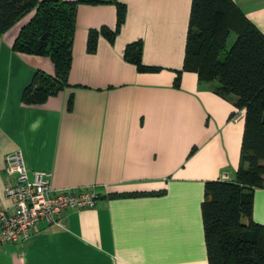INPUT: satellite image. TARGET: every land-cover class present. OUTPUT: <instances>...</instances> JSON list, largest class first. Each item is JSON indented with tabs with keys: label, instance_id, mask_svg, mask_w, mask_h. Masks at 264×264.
<instances>
[{
	"label": "crops",
	"instance_id": "0c3cea01",
	"mask_svg": "<svg viewBox=\"0 0 264 264\" xmlns=\"http://www.w3.org/2000/svg\"><path fill=\"white\" fill-rule=\"evenodd\" d=\"M73 1L68 86L42 103L22 94L36 70L53 74L50 58L12 48L30 14L0 34V211H14L5 158L15 151L29 178L48 171L54 190H94L96 201L65 209L63 225L39 221L25 241L0 240V264H207L204 185L224 172L233 178L245 110L196 72L173 84L191 0ZM115 1L126 6L124 22L89 53V30L115 27ZM233 1L264 33V0ZM138 40L155 70L124 58ZM252 217L264 225V186L254 188Z\"/></svg>",
	"mask_w": 264,
	"mask_h": 264
},
{
	"label": "trees",
	"instance_id": "16d2710c",
	"mask_svg": "<svg viewBox=\"0 0 264 264\" xmlns=\"http://www.w3.org/2000/svg\"><path fill=\"white\" fill-rule=\"evenodd\" d=\"M76 1L0 0V34L30 14L12 48L47 56L54 72L36 70L22 100L38 104L68 86ZM116 24L88 32L86 49L96 50L98 37L113 41L125 19L126 6L115 1ZM235 38L228 49L227 40ZM225 50L223 59L219 54ZM140 40L128 43L124 58L140 71L156 67L142 63ZM197 73L200 82H214V92L233 97L244 108L240 164L230 180H207L201 204L207 264H264V225L252 217L253 191L264 186V33L233 0H191L182 69ZM72 98L68 100L71 105ZM159 193V192H158ZM131 194V193H123ZM121 194V195H123ZM115 196V195H111Z\"/></svg>",
	"mask_w": 264,
	"mask_h": 264
},
{
	"label": "built area",
	"instance_id": "2783aa9c",
	"mask_svg": "<svg viewBox=\"0 0 264 264\" xmlns=\"http://www.w3.org/2000/svg\"><path fill=\"white\" fill-rule=\"evenodd\" d=\"M5 195L13 202L14 211H0V240L17 243L32 234L35 225L43 220L48 224L63 225L62 213L67 208L93 207L94 190L72 192L54 190L50 186V173L33 171L32 178L18 151L5 158ZM228 173H223V179Z\"/></svg>",
	"mask_w": 264,
	"mask_h": 264
},
{
	"label": "rangeland",
	"instance_id": "374dc122",
	"mask_svg": "<svg viewBox=\"0 0 264 264\" xmlns=\"http://www.w3.org/2000/svg\"><path fill=\"white\" fill-rule=\"evenodd\" d=\"M234 38H235V35L234 34H231L230 36H229V38H228V40H227V44H226V48L225 49H228L229 48V46L231 45V43L233 42V40H234ZM225 50H222L221 52H220V54H219V58L220 59H223V57L225 56Z\"/></svg>",
	"mask_w": 264,
	"mask_h": 264
}]
</instances>
